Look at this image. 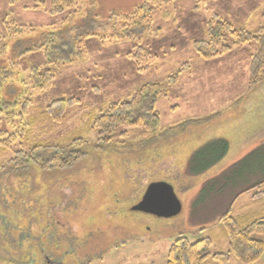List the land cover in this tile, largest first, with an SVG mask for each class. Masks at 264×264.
I'll use <instances>...</instances> for the list:
<instances>
[{
  "label": "rangeland",
  "instance_id": "374dc122",
  "mask_svg": "<svg viewBox=\"0 0 264 264\" xmlns=\"http://www.w3.org/2000/svg\"><path fill=\"white\" fill-rule=\"evenodd\" d=\"M40 1L0 0V264H166L179 236L210 240L202 264H243L212 255L228 249L221 215L230 203L235 217L253 205V215L237 218L242 225L264 216V196L250 200L258 189L241 193L263 175L207 190L264 142L261 38L210 58L193 42L218 21L264 36V0ZM33 67L51 79L34 87ZM152 83L161 86L154 129L126 122L109 135L94 126L111 103ZM12 96L16 108L2 105ZM70 98L53 118L48 106ZM215 139L228 142L225 154L189 173L192 154ZM58 147L71 165L45 169ZM157 180L173 186L176 216L132 210Z\"/></svg>",
  "mask_w": 264,
  "mask_h": 264
},
{
  "label": "trees",
  "instance_id": "16d2710c",
  "mask_svg": "<svg viewBox=\"0 0 264 264\" xmlns=\"http://www.w3.org/2000/svg\"><path fill=\"white\" fill-rule=\"evenodd\" d=\"M9 5H14L18 0H6ZM43 4V1L36 0ZM72 0H63L62 3L66 7L70 6ZM34 8L39 6L35 4ZM44 9V7L42 6ZM60 12V10L56 11ZM10 29V27H8ZM19 28V27H17ZM14 29V28H13ZM14 31H10V36L14 35ZM205 39L196 40L193 42L195 51L203 58H210L216 56L228 49L230 45H240L252 40H259L261 38V53L260 59H264V36H259L257 33H249L245 31L234 30L231 24L225 21H218L215 24H210L207 28V34ZM75 43H77L75 41ZM258 59V58H257ZM33 86L41 87L46 84L52 77L49 69L39 70L38 67H33ZM254 81V80H253ZM161 92V86L158 83L145 84L139 87L133 94L129 101H120L111 103L104 111H102L94 121V126L97 127L100 133L111 132L118 125L126 122L132 125L143 124L149 129H154L158 123V114L154 111V103L157 100V95ZM10 101H3L2 105L16 106L19 104L18 97L9 98ZM73 99H56L48 106L49 110H53V118H57L55 115L59 110L70 105ZM14 109V108H13ZM3 108H0V113ZM1 119V115H0ZM107 135V136H109ZM78 140L75 139L74 141ZM206 149V155L201 152L202 149ZM228 148V142L224 139L211 140L198 152L192 154L188 165L187 171L189 173H199L212 164L220 160L225 154ZM63 147H58L44 163L45 169L62 168L71 165L73 159L71 155L66 151H62ZM69 152V151H68ZM247 158L251 161L248 164L241 165L239 170L234 174H226L222 181L214 180L210 185L208 193L214 195L221 194L226 190H229L232 186L237 185L238 179H247L249 176L261 173L263 178L256 182V184L247 187L241 193L259 187L264 184V145L255 148L252 152L248 153ZM38 158H34L37 160ZM236 173V174H235ZM215 185L220 187L217 189ZM229 188V189H228ZM239 195V194H238ZM221 222L223 223L227 236H228V249L226 252H217L212 255L213 259L221 262H226L230 256L235 257L240 263L250 264L256 262L264 254V241L256 238V235H264V216L254 218L244 225L240 224V221L231 217L227 210L221 215ZM210 240L208 238H202L196 241H189L185 236L177 237L168 250L166 264H202L203 260L209 256L208 245ZM264 263V258H263Z\"/></svg>",
  "mask_w": 264,
  "mask_h": 264
},
{
  "label": "water",
  "instance_id": "95a60500",
  "mask_svg": "<svg viewBox=\"0 0 264 264\" xmlns=\"http://www.w3.org/2000/svg\"><path fill=\"white\" fill-rule=\"evenodd\" d=\"M133 211L170 218L181 210V202L173 186L163 180L150 182L140 200L132 206Z\"/></svg>",
  "mask_w": 264,
  "mask_h": 264
},
{
  "label": "crops",
  "instance_id": "0c3cea01",
  "mask_svg": "<svg viewBox=\"0 0 264 264\" xmlns=\"http://www.w3.org/2000/svg\"><path fill=\"white\" fill-rule=\"evenodd\" d=\"M263 143V144H262ZM260 145H264V142H260V144L259 145H257V146H260ZM262 185H264V184H262ZM262 185H260L259 187H256L258 190L256 191V192H253L252 193V195L251 194H249L250 195V200H251V202L253 203L256 199L258 200L259 198H261L262 196H264V190L262 189ZM251 190V189H250ZM250 190H247L248 192H250ZM247 191H245V192H247ZM244 193V192H243ZM243 206H250V208H246L245 210V212H243V213H241L242 211V207ZM252 207H253V205L251 204V203H244V204H242L239 208H240V210H238V214L239 213H241V214H239V216L237 215L236 217L235 216H233L235 219H237L238 217H244L245 219H248L249 218V216H251V215H253V213H254V210L252 209ZM250 210V211H249ZM233 211V203H230V205H229V208H228V213L230 214V216H231V213L230 212H232ZM259 213H264V209H261V211L259 212ZM231 216V217H232ZM237 220H239V219H237Z\"/></svg>",
  "mask_w": 264,
  "mask_h": 264
}]
</instances>
